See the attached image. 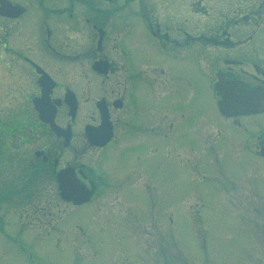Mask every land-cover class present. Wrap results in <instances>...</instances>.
<instances>
[{
	"label": "flooded vegetation",
	"instance_id": "af4514ba",
	"mask_svg": "<svg viewBox=\"0 0 264 264\" xmlns=\"http://www.w3.org/2000/svg\"><path fill=\"white\" fill-rule=\"evenodd\" d=\"M229 3L231 17L203 30L197 22L217 0H0V245L26 251L20 236L28 228L42 233L38 213L56 210L61 172L91 192L83 204L59 198L75 208L115 188L121 200L152 212L153 190L169 202L172 172L190 192L196 182L201 200L216 190L191 175L248 164V142L232 164L231 127L264 111L229 117V89L254 91L264 103V0ZM140 41L148 60L138 57ZM218 92L227 95L226 115ZM89 152L99 155L98 173L87 165ZM106 154H122V164L105 163Z\"/></svg>",
	"mask_w": 264,
	"mask_h": 264
},
{
	"label": "rangeland",
	"instance_id": "374dc122",
	"mask_svg": "<svg viewBox=\"0 0 264 264\" xmlns=\"http://www.w3.org/2000/svg\"><path fill=\"white\" fill-rule=\"evenodd\" d=\"M229 1L217 0L216 8L197 24L204 30L221 15L229 13L231 17L234 6ZM147 50V43L140 41L138 57L143 61L148 60ZM203 79L204 76L201 85ZM204 93L201 89V100ZM221 126L229 133V127L218 120L217 129ZM231 129L232 164L245 154L243 142L249 145L248 164L239 172L231 166L229 172L189 177L199 183L210 180L207 186L216 190L215 198L202 193V201L199 200L196 193L201 187L196 189L195 182V191L190 192L187 182L174 172L169 176V189L166 185L164 190V198H169V202L165 203L160 189L153 190L152 212L149 206L141 208L121 200L115 188L98 189L96 198L83 208H75L57 197V207L51 215L44 210L38 213V230L45 231L43 236L28 228L20 236L26 251L0 245V264H264V162L254 156L258 150L257 136L264 135V114L240 118ZM222 146L225 147L223 143ZM134 150L141 148L130 149ZM91 153L85 155L87 165L98 173L101 164L95 165L94 158L99 155ZM122 158V154L114 159L106 154L104 162L114 161L118 166ZM226 160L229 162L228 152L222 160L223 169ZM106 167L113 176L114 170L110 165ZM159 171H155V180ZM138 181L129 184L131 191L139 192L135 188ZM219 181L232 186L223 191L218 188ZM179 194L185 195L177 201ZM52 198L54 203L55 197ZM136 198L141 201L137 195ZM126 206L129 209L125 213ZM87 208L93 214L90 217H85ZM132 217L138 222L128 219Z\"/></svg>",
	"mask_w": 264,
	"mask_h": 264
},
{
	"label": "water",
	"instance_id": "95a60500",
	"mask_svg": "<svg viewBox=\"0 0 264 264\" xmlns=\"http://www.w3.org/2000/svg\"><path fill=\"white\" fill-rule=\"evenodd\" d=\"M219 96L222 104L220 110L227 114V95L223 92H219ZM261 102L262 97L259 93L249 91L237 85H231L229 89V116L250 112L255 113L260 108ZM259 154L264 158V140ZM63 175L66 177L63 172L58 175V188L61 199L79 203L86 201L89 197V193H87L82 186L76 184L75 181H72V179L68 177L67 179L63 178Z\"/></svg>",
	"mask_w": 264,
	"mask_h": 264
}]
</instances>
